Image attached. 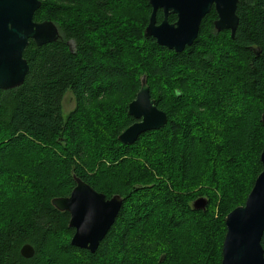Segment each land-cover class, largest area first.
<instances>
[{
	"label": "trees",
	"instance_id": "obj_1",
	"mask_svg": "<svg viewBox=\"0 0 264 264\" xmlns=\"http://www.w3.org/2000/svg\"><path fill=\"white\" fill-rule=\"evenodd\" d=\"M40 1L34 20L53 3L64 17L40 22H53L61 39L41 47L30 41L23 54L29 66L23 85L0 90V264H222L225 219L244 206L262 172L264 0H239L233 37L215 31L218 16L212 8L194 44L182 53L145 36L150 0ZM85 5L107 19L125 5L144 11L135 48L144 54V65L157 64L144 77L168 122L132 145L119 136L136 122L128 105L138 90L126 94L119 41L96 32L95 27L105 30L106 21L89 19L91 29L68 22L70 9ZM156 18L158 24L164 20L162 10ZM176 20L168 17L170 23ZM124 26L130 42L135 29L132 23ZM142 74L135 77L138 89ZM67 93L76 105L64 116ZM114 93L128 97L122 109L91 126L87 109ZM12 164L26 166L27 173L16 178L36 194L23 213L15 205L21 194L13 189L11 195ZM75 177L107 199L124 201L94 253L71 244L70 214L52 205L71 194ZM199 198L207 200L205 211L192 206ZM218 202L216 217L211 211ZM27 244L35 250L31 258L21 255Z\"/></svg>",
	"mask_w": 264,
	"mask_h": 264
},
{
	"label": "water",
	"instance_id": "obj_2",
	"mask_svg": "<svg viewBox=\"0 0 264 264\" xmlns=\"http://www.w3.org/2000/svg\"><path fill=\"white\" fill-rule=\"evenodd\" d=\"M152 8L146 37L154 38L160 46L182 53L194 44L202 20L212 8L217 13L214 28L217 33L230 31L233 37L239 24L236 14L239 0H150ZM40 0H0V90L8 91L23 85L29 71L23 54L30 41L41 47L57 42L61 35L51 21L36 22L35 13ZM162 10L164 20L157 23V12ZM176 15L175 23L168 17ZM257 55L259 51L254 50ZM128 113L136 122L120 136L124 145H132L144 133L166 126L168 117L152 99L146 78L136 98L128 105ZM264 122V113L262 115ZM262 172L247 197L244 206L237 207L225 219L227 233L222 250V264H264V150L261 154ZM76 186L68 197L55 198L52 205L70 214V228L75 230L71 244L94 253L108 234L123 206V199H107L81 179L74 178ZM207 200L193 203L195 210L205 211ZM35 250L24 245L21 255L31 258Z\"/></svg>",
	"mask_w": 264,
	"mask_h": 264
},
{
	"label": "rangeland",
	"instance_id": "obj_3",
	"mask_svg": "<svg viewBox=\"0 0 264 264\" xmlns=\"http://www.w3.org/2000/svg\"><path fill=\"white\" fill-rule=\"evenodd\" d=\"M51 4L47 7L46 11L43 12L39 16L38 22L44 20L46 17L57 18V17L63 16L61 11L58 9H54L53 3ZM70 10H71L70 15H68L66 18L70 20L68 22L70 23L75 22L76 25H83V26L90 25L89 29H91L95 26L93 24L91 25V23L88 22L89 19L91 21H98V20L102 21L103 20L104 22L105 21L107 22L106 24L107 26L105 30L95 27L96 32L97 33L101 32L100 33L101 36L104 35V37H106L107 39H113V40L119 41L120 47L123 49L122 51L123 58H122V63L120 67H122V69L125 71L127 75V83L129 87L126 94L129 97L134 91L136 92L138 90L139 92L140 89H138L136 85V79H135L138 72L143 73L142 75L139 76V82H140V80L144 78V75H145L144 73L147 71L148 68L155 70V67L157 66L156 63L155 64L150 63L148 67L147 65H144L145 64L144 63L145 57H143L144 54L135 48V46L139 43V39L141 37V30H142V26L144 23L143 9L139 6L136 7V5L135 7L125 5L124 8L118 14L113 15L109 19L104 18L99 13H96L95 11H93L91 7H88L86 5L82 7H75ZM125 22L132 23L133 28L135 29L136 36L130 42H126V39L123 37ZM122 41L127 43L126 48L125 46L122 45ZM130 46L131 48L128 49ZM102 59L108 60L106 56L103 57ZM178 66L179 65H177V67ZM152 74L153 76L158 77V75H155L156 72L154 73L152 72ZM159 80H161L162 86L166 88V82H164L166 80H164L163 78H159ZM128 97L124 99L123 97H121L120 94L114 93L107 97H102V98L95 100L94 103L86 111L87 118H89V120L92 122L91 126L93 125L98 126L97 124L98 121L99 122L103 121L107 116L111 114V112H112L111 117L119 113V110L122 109ZM75 105H76V100L74 96L71 93H67L62 103L64 116H67L68 114H70L75 109ZM91 130L94 131L93 128ZM84 136L85 138L87 137L86 139H88L89 133L84 132ZM108 136L110 137L109 132H105L103 134V137H105V139H108ZM12 166L13 168H15V171H13L12 175L9 176V180H12L10 181L11 195H12L13 189L15 193L21 194V197L18 199V203L15 205L20 207L19 212L23 213V211H25L26 208L28 207V204L34 199V196L36 194L32 190L27 191L23 187H21V185H19L18 179L16 178V176L19 178L21 175H25L27 173V171L25 170L27 169L26 166H24L23 164L22 166L12 164ZM219 205L220 203L218 202L217 205H215L214 207V211L213 209L211 211L212 214L214 212L216 217L219 215L218 212H220L221 210V208L219 209Z\"/></svg>",
	"mask_w": 264,
	"mask_h": 264
}]
</instances>
